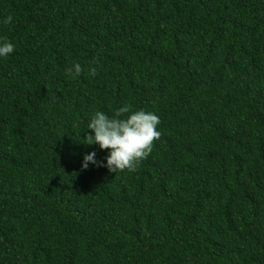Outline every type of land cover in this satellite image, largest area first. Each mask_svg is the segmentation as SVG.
Masks as SVG:
<instances>
[{"label":"trees","instance_id":"1","mask_svg":"<svg viewBox=\"0 0 264 264\" xmlns=\"http://www.w3.org/2000/svg\"><path fill=\"white\" fill-rule=\"evenodd\" d=\"M0 37V264H264V0H0ZM125 104L151 154L83 169Z\"/></svg>","mask_w":264,"mask_h":264},{"label":"clouds","instance_id":"2","mask_svg":"<svg viewBox=\"0 0 264 264\" xmlns=\"http://www.w3.org/2000/svg\"><path fill=\"white\" fill-rule=\"evenodd\" d=\"M12 16H8L4 23H11ZM16 45L5 37H0V58H6L15 51ZM84 68L80 63H73L66 69V74L78 78ZM92 75L97 69H89ZM159 117L144 109L132 110L130 105L119 107L113 115L97 110L91 116L87 128L93 134L88 135V144H98L100 149H108L105 161H97L96 153L91 152L83 157L82 168L89 164L106 167L109 172L127 170L135 172L138 165L151 154L154 140H158L161 132L158 130Z\"/></svg>","mask_w":264,"mask_h":264}]
</instances>
